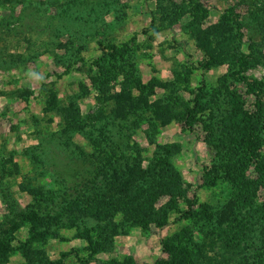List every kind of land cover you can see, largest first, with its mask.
<instances>
[{
	"label": "rangeland",
	"instance_id": "rangeland-1",
	"mask_svg": "<svg viewBox=\"0 0 264 264\" xmlns=\"http://www.w3.org/2000/svg\"><path fill=\"white\" fill-rule=\"evenodd\" d=\"M260 164L264 0H0V264H264Z\"/></svg>",
	"mask_w": 264,
	"mask_h": 264
},
{
	"label": "trees",
	"instance_id": "trees-1",
	"mask_svg": "<svg viewBox=\"0 0 264 264\" xmlns=\"http://www.w3.org/2000/svg\"><path fill=\"white\" fill-rule=\"evenodd\" d=\"M149 37H152V36H149ZM198 65H200L201 68L205 70L208 68L209 63L207 61H200L198 62ZM238 78L241 79L245 83L246 88L252 92L254 91V88L256 87V85H258V82L247 81L243 76H238ZM203 89H204V84L203 82H201L200 85H198L196 88L191 90L190 92V94L192 95L191 106L184 112L182 128L193 130V124L195 123V121L198 120L197 114H198L199 98H200L201 93L203 92ZM249 148H250V152L252 153L250 154V156H254L253 154L254 143H250ZM259 166L264 168V164H260ZM194 205H195L194 199L189 200L187 204V208L183 211V213L187 216L190 215L193 211ZM71 254L74 255L76 260L82 263H88L91 261H95L97 264H105L102 260L95 258L91 254H88L87 256H79L75 251L71 252ZM65 256L66 254H62L56 264H65Z\"/></svg>",
	"mask_w": 264,
	"mask_h": 264
}]
</instances>
